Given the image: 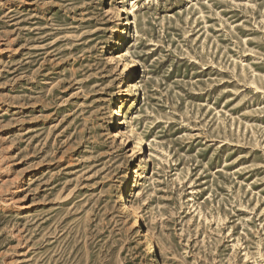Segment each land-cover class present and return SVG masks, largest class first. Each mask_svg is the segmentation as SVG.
<instances>
[{
  "label": "rangeland",
  "instance_id": "obj_1",
  "mask_svg": "<svg viewBox=\"0 0 264 264\" xmlns=\"http://www.w3.org/2000/svg\"><path fill=\"white\" fill-rule=\"evenodd\" d=\"M0 264H264V0H0Z\"/></svg>",
  "mask_w": 264,
  "mask_h": 264
},
{
  "label": "bare ground",
  "instance_id": "obj_2",
  "mask_svg": "<svg viewBox=\"0 0 264 264\" xmlns=\"http://www.w3.org/2000/svg\"><path fill=\"white\" fill-rule=\"evenodd\" d=\"M128 25H126V27H127ZM127 31H125V39L128 37V32L126 33ZM123 41V40H122ZM124 44H122L121 46H123ZM135 173H136V171H135ZM152 249H153V244H152Z\"/></svg>",
  "mask_w": 264,
  "mask_h": 264
}]
</instances>
